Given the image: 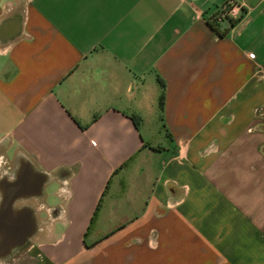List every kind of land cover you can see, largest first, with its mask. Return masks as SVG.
Here are the masks:
<instances>
[{
  "label": "crops",
  "instance_id": "1",
  "mask_svg": "<svg viewBox=\"0 0 264 264\" xmlns=\"http://www.w3.org/2000/svg\"><path fill=\"white\" fill-rule=\"evenodd\" d=\"M223 1L0 0V155L71 172L23 264H264V0Z\"/></svg>",
  "mask_w": 264,
  "mask_h": 264
},
{
  "label": "water",
  "instance_id": "2",
  "mask_svg": "<svg viewBox=\"0 0 264 264\" xmlns=\"http://www.w3.org/2000/svg\"><path fill=\"white\" fill-rule=\"evenodd\" d=\"M18 22L21 26V15ZM70 175L65 168L54 172L40 168L22 149L12 158L0 155V264H16L53 228L62 206L47 204V187L53 182L66 185Z\"/></svg>",
  "mask_w": 264,
  "mask_h": 264
},
{
  "label": "built area",
  "instance_id": "3",
  "mask_svg": "<svg viewBox=\"0 0 264 264\" xmlns=\"http://www.w3.org/2000/svg\"><path fill=\"white\" fill-rule=\"evenodd\" d=\"M245 13L244 6L238 0H224L213 15L215 22L235 21Z\"/></svg>",
  "mask_w": 264,
  "mask_h": 264
},
{
  "label": "rangeland",
  "instance_id": "4",
  "mask_svg": "<svg viewBox=\"0 0 264 264\" xmlns=\"http://www.w3.org/2000/svg\"><path fill=\"white\" fill-rule=\"evenodd\" d=\"M57 189H58V186H57V184H55V183H53V184H51V185H49V186L47 187V194H48V197H47V203H48L49 205H54V202H55V200L57 199V197L55 196ZM26 255H27V254H26ZM26 255H25V256H26ZM23 257H24V256H23ZM23 257H20V258L18 259V261H17L16 264H23V262H20V259H22Z\"/></svg>",
  "mask_w": 264,
  "mask_h": 264
},
{
  "label": "trees",
  "instance_id": "5",
  "mask_svg": "<svg viewBox=\"0 0 264 264\" xmlns=\"http://www.w3.org/2000/svg\"><path fill=\"white\" fill-rule=\"evenodd\" d=\"M163 104L164 103H163V94H162L161 99H160V109L161 110L163 109ZM133 120H134V123L136 124V126H138V124H139L138 119L133 117ZM158 148H160V147H158Z\"/></svg>",
  "mask_w": 264,
  "mask_h": 264
},
{
  "label": "flooded vegetation",
  "instance_id": "6",
  "mask_svg": "<svg viewBox=\"0 0 264 264\" xmlns=\"http://www.w3.org/2000/svg\"><path fill=\"white\" fill-rule=\"evenodd\" d=\"M26 258V256H24L22 259H20V262H23V260Z\"/></svg>",
  "mask_w": 264,
  "mask_h": 264
}]
</instances>
